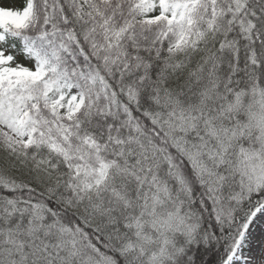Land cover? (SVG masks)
Segmentation results:
<instances>
[{"label": "snow or ice", "instance_id": "6c2138e0", "mask_svg": "<svg viewBox=\"0 0 264 264\" xmlns=\"http://www.w3.org/2000/svg\"><path fill=\"white\" fill-rule=\"evenodd\" d=\"M0 264H264V0H0Z\"/></svg>", "mask_w": 264, "mask_h": 264}]
</instances>
